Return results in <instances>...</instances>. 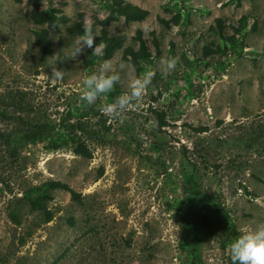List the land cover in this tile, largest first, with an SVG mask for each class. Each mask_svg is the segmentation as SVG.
Segmentation results:
<instances>
[{
  "label": "rangeland",
  "instance_id": "1",
  "mask_svg": "<svg viewBox=\"0 0 264 264\" xmlns=\"http://www.w3.org/2000/svg\"><path fill=\"white\" fill-rule=\"evenodd\" d=\"M134 1L149 14L109 22L110 35H127L110 59L132 66L123 47L137 48L140 28L152 56L134 74L155 75L142 100L112 119L100 109L127 90V70L111 93L85 104L81 81L96 67L84 65L87 49L67 59L75 35L65 30L91 22L100 43L110 0H40L70 17L49 32L42 60L32 3L0 0V264H231L228 243L264 219V0H191L182 14L171 0ZM162 57H176L175 69L163 73ZM55 63L60 81L50 77ZM20 118L83 124L91 157L27 141ZM191 174L195 194L184 192ZM49 179L79 200L51 190L46 222L24 192Z\"/></svg>",
  "mask_w": 264,
  "mask_h": 264
},
{
  "label": "trees",
  "instance_id": "2",
  "mask_svg": "<svg viewBox=\"0 0 264 264\" xmlns=\"http://www.w3.org/2000/svg\"><path fill=\"white\" fill-rule=\"evenodd\" d=\"M32 3L30 9L29 18L32 23L41 25L40 27L33 29V42L39 51L40 59H44L48 54L51 53V40L49 32L51 30H57L60 24H66L70 21V17L62 10L51 7L50 9H42L39 7L40 0H29ZM149 11L137 4L124 1V0H110L108 6V14L105 18L98 20L101 25L100 43H106L107 47L103 50V56H98L92 53L91 49H87V57L84 60L86 67H97V65L103 60L111 58L113 53L123 46L124 40L127 35L125 33L110 35L106 26L113 19L122 17L126 22L129 21H141L146 18ZM175 22L179 19V15L176 14L172 18ZM163 21V20H162ZM168 23V21H163ZM214 22L217 28V33L223 32L224 20L221 17H215ZM246 17L242 15L239 18L238 24H244ZM86 23L80 21H74L67 25L66 32L70 35H76L83 31V26ZM234 33L238 32L240 28L237 26L233 28ZM231 35L229 38H232ZM135 40L138 42L137 48L131 45L123 47V57L127 59L134 69L139 72L142 69V61L149 60L152 56L145 38L142 35V30L136 28ZM88 110V109H87ZM83 113L82 115H85ZM160 123L163 122L162 115L159 114ZM22 124L23 136L27 141H36L45 139V146L47 149H57L61 147H69L75 153L80 154L83 157H91V150L84 138L80 135L83 131V124L76 125L72 123H64V121L50 122V121H36L35 119L20 118ZM76 129V130H75ZM75 130V131H74ZM80 131V133H78ZM186 188L184 192H190L195 194L197 188L193 187L194 179L193 175L187 177ZM64 189L70 193L71 198L79 200V193H77L67 183L58 179H49L44 181L40 185L30 187L24 192V196L28 201L31 210H37L42 213L43 220L49 221L53 217L52 211L47 207V201L52 198L51 190ZM190 205H184L183 209H189ZM12 218L16 217L14 212L11 213ZM189 215H184L182 221L185 222L190 229ZM70 222L71 219H69ZM194 249V247H193Z\"/></svg>",
  "mask_w": 264,
  "mask_h": 264
},
{
  "label": "clouds",
  "instance_id": "3",
  "mask_svg": "<svg viewBox=\"0 0 264 264\" xmlns=\"http://www.w3.org/2000/svg\"><path fill=\"white\" fill-rule=\"evenodd\" d=\"M97 36L93 24L91 22L85 24L83 31L76 34L66 46L67 59L77 60L86 49H91L95 55L103 56V50L107 45L94 44ZM176 63V57H162L158 61L163 73L174 70ZM49 67H51V78L57 81L63 79L65 74L63 69L57 68L56 63ZM126 70L127 90L111 102L104 103L100 109L109 118H119L145 96L155 75L154 70H146L140 75H135L134 67L123 62L114 64L110 58L103 59L94 71L83 76L81 100L87 105L95 104L100 97L111 93L116 85L122 82ZM227 252L231 264H264V219H258L251 226L242 228L239 235L228 243Z\"/></svg>",
  "mask_w": 264,
  "mask_h": 264
},
{
  "label": "built area",
  "instance_id": "4",
  "mask_svg": "<svg viewBox=\"0 0 264 264\" xmlns=\"http://www.w3.org/2000/svg\"><path fill=\"white\" fill-rule=\"evenodd\" d=\"M184 0H171L170 2H169V4H175L176 6H178L179 7V9H180V11H183V9H184V2H183ZM222 2H223V0H219V1H217V5L218 6H220L221 4H222Z\"/></svg>",
  "mask_w": 264,
  "mask_h": 264
},
{
  "label": "crops",
  "instance_id": "5",
  "mask_svg": "<svg viewBox=\"0 0 264 264\" xmlns=\"http://www.w3.org/2000/svg\"><path fill=\"white\" fill-rule=\"evenodd\" d=\"M191 0H184L183 2H184V7H186L187 6V4H188V2H190ZM217 1L218 0H216V3H217ZM129 2H131V3H134V4H137V5H139V6H141V7H143V8H146V7H144V5H142L140 2H136V1H134V0H129ZM147 9V8H146ZM148 10V9H147ZM183 11H184V9H183ZM183 11H180V9H179V12L182 14L183 13ZM149 14V13H148ZM217 17V16H216ZM129 22H136V21H129Z\"/></svg>",
  "mask_w": 264,
  "mask_h": 264
}]
</instances>
